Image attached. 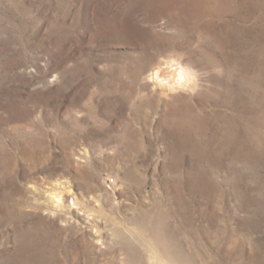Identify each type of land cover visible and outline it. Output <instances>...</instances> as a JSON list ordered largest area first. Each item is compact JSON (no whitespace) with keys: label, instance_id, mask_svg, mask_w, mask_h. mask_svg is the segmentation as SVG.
I'll return each instance as SVG.
<instances>
[{"label":"rangeland","instance_id":"obj_1","mask_svg":"<svg viewBox=\"0 0 264 264\" xmlns=\"http://www.w3.org/2000/svg\"><path fill=\"white\" fill-rule=\"evenodd\" d=\"M0 264H264V0H0Z\"/></svg>","mask_w":264,"mask_h":264},{"label":"clouds","instance_id":"obj_2","mask_svg":"<svg viewBox=\"0 0 264 264\" xmlns=\"http://www.w3.org/2000/svg\"><path fill=\"white\" fill-rule=\"evenodd\" d=\"M173 71H176V69H173ZM174 79H175V84L173 85L174 88H179L183 86L185 78L182 69L179 70L178 75L174 77Z\"/></svg>","mask_w":264,"mask_h":264}]
</instances>
